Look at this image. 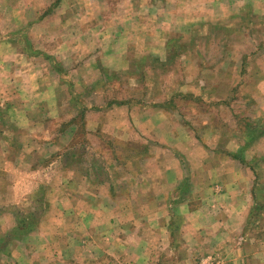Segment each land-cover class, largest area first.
Listing matches in <instances>:
<instances>
[{"label": "rangeland", "instance_id": "1", "mask_svg": "<svg viewBox=\"0 0 264 264\" xmlns=\"http://www.w3.org/2000/svg\"><path fill=\"white\" fill-rule=\"evenodd\" d=\"M72 1L0 0V167L26 234L48 235L34 264H264V0L170 28L165 12L160 59L123 43L128 84L120 69L77 68L80 28L94 38L96 19L59 35L32 27ZM133 99L160 101L199 147L178 139L183 152L163 144L157 156L155 139L121 134L107 110Z\"/></svg>", "mask_w": 264, "mask_h": 264}, {"label": "crops", "instance_id": "2", "mask_svg": "<svg viewBox=\"0 0 264 264\" xmlns=\"http://www.w3.org/2000/svg\"><path fill=\"white\" fill-rule=\"evenodd\" d=\"M203 1V3H198L196 0H176V2L172 1V3L164 4V2H160L159 0H108L107 2H101V0H73L67 5L60 4L51 14L41 17L38 22L32 24V27L38 28L37 25H40L42 30L45 31L48 28V23H51L54 24L53 34L57 33L59 35L63 30L61 27L66 25L68 21L72 22L75 26H83L88 25V23H95L94 19H96L97 23L101 22L102 26L94 38L82 36L84 33L82 32V28H80L81 34L78 37L77 47L81 61L78 63L77 68L79 71L83 70L81 71L82 74L85 73L87 75L92 70L91 68H87V66L94 68H102L104 66L107 70H116V73L120 69L121 79L124 78L123 81L128 84V69H123L122 67L125 64L124 59L127 53V48L123 46V43L133 42L140 47H148V49L146 48V57L149 54L152 58L159 57L160 59L161 43L165 39L157 34L159 33L158 28H161V20L166 18L163 17L165 12L172 15L169 18V22L164 21L168 25L167 27L170 28L176 27L174 24L178 23L179 19L182 21L190 19H217L215 17L222 16L224 14L222 12L236 10L234 11L235 13L240 8L250 7L252 4L248 0H245L244 3L240 0H227L226 2H221V0ZM245 3L246 6L242 7ZM136 25L140 27L137 31V28L133 27ZM128 28L129 30H127ZM150 28H152L150 32H145ZM93 46H96L98 49H94L88 53L84 52V50H87V48L91 49ZM140 53H142L141 50ZM10 54L11 56L13 55L12 52ZM5 56L6 54L4 55V52L0 51V59L5 61ZM3 65L1 66L0 64V67L2 68ZM119 66L120 68H117ZM106 69L99 70V73L106 71ZM262 88L264 89V84H262ZM189 92L188 94H184L186 96H189V94L195 96L193 92ZM263 94L264 91L260 89L254 98L258 99L259 102L261 100L264 104ZM159 102L157 99L151 100L149 103H143L135 99L115 102L113 103L115 108H108L107 110L109 114L107 121L119 124V130L117 131L121 134H127L128 136L130 126L136 128L139 133L155 139L156 144L152 149L154 154L159 152L160 155V149L163 144L168 147L174 146L180 149V152H183L184 149L178 147V139L182 142L181 145H185L186 147L194 145L197 147L198 140L195 138V133L192 131L193 134L186 127L182 126L170 110L168 114L164 109L158 108L156 105ZM134 108V113H129L128 110L132 111ZM179 128L184 131L183 134H181ZM232 150H236L238 153L242 152V149L240 150L239 148H232ZM174 159L177 160L176 158ZM157 160H160V158L156 157ZM5 172V169L0 167V187H2L0 188V264H34L38 261L36 259L34 262V254L40 251L39 248L41 246L39 248L37 246L34 249L32 248L35 243H44L48 235L40 229L26 234L25 227L20 225L19 231L24 234L13 238L8 243L5 241L6 236H8L7 232H12V229L17 228L18 222L21 221H17L16 214H14L16 209L13 206L19 203L18 191L14 193L10 191L13 183L6 177ZM233 211L237 212L236 215L241 212L239 208L233 209ZM76 214H80V210ZM59 215L60 213H58ZM74 242L79 245L78 238H75ZM5 243L7 245L4 246ZM50 249H52V246L48 248V250ZM3 250L12 252L4 256ZM239 250H242V246H237L236 243L234 250L232 249L233 263H236L237 256H240ZM53 252L55 253V251ZM38 256L40 259L43 258L41 254Z\"/></svg>", "mask_w": 264, "mask_h": 264}, {"label": "trees", "instance_id": "3", "mask_svg": "<svg viewBox=\"0 0 264 264\" xmlns=\"http://www.w3.org/2000/svg\"><path fill=\"white\" fill-rule=\"evenodd\" d=\"M234 156H235V155H234ZM21 224H22V221H19V222H18V225H21Z\"/></svg>", "mask_w": 264, "mask_h": 264}]
</instances>
